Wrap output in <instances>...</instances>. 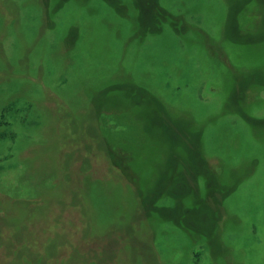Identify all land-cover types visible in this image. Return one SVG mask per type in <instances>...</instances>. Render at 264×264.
Listing matches in <instances>:
<instances>
[{
  "label": "rangeland",
  "instance_id": "rangeland-1",
  "mask_svg": "<svg viewBox=\"0 0 264 264\" xmlns=\"http://www.w3.org/2000/svg\"><path fill=\"white\" fill-rule=\"evenodd\" d=\"M0 264H264V0H0Z\"/></svg>",
  "mask_w": 264,
  "mask_h": 264
},
{
  "label": "bare ground",
  "instance_id": "bare-ground-1",
  "mask_svg": "<svg viewBox=\"0 0 264 264\" xmlns=\"http://www.w3.org/2000/svg\"><path fill=\"white\" fill-rule=\"evenodd\" d=\"M244 5V4H243ZM242 7V6H241ZM240 10H241V8H240ZM239 31H240V33H241V30H240V27H239ZM129 159V163H130V165H132L131 164V162H130V158H128ZM120 162V161H119ZM122 163V162H121ZM122 166H123V171H121V173L123 174V175H125L126 177L128 176V175H126V174H124L123 172H126V170H127V163L125 164V163H122ZM133 166V165H132ZM128 172V171H127ZM130 179V178H129ZM141 193V192H140Z\"/></svg>",
  "mask_w": 264,
  "mask_h": 264
},
{
  "label": "trees",
  "instance_id": "trees-1",
  "mask_svg": "<svg viewBox=\"0 0 264 264\" xmlns=\"http://www.w3.org/2000/svg\"><path fill=\"white\" fill-rule=\"evenodd\" d=\"M195 136V139L196 140H200V132L198 133V132H196V135H194ZM198 152L199 153H202V150H201V144L199 143V146H198ZM215 230V229H214Z\"/></svg>",
  "mask_w": 264,
  "mask_h": 264
}]
</instances>
